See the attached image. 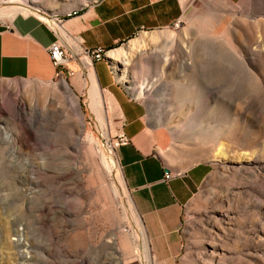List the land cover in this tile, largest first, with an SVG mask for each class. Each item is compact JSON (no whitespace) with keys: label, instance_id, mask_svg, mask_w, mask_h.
<instances>
[{"label":"rangeland","instance_id":"rangeland-1","mask_svg":"<svg viewBox=\"0 0 264 264\" xmlns=\"http://www.w3.org/2000/svg\"><path fill=\"white\" fill-rule=\"evenodd\" d=\"M31 1L0 8L60 12L96 0ZM146 32L157 36L118 61L120 81L177 150L210 163L181 210L175 264H264V169L238 166L248 150L264 157V0H189L169 27L130 38ZM95 113L66 78H0V264H146L112 134Z\"/></svg>","mask_w":264,"mask_h":264},{"label":"crops","instance_id":"crops-1","mask_svg":"<svg viewBox=\"0 0 264 264\" xmlns=\"http://www.w3.org/2000/svg\"><path fill=\"white\" fill-rule=\"evenodd\" d=\"M215 1L201 0L207 5ZM240 1L224 0L230 4ZM188 2L96 0L65 11L46 12L54 19L62 18L64 31L75 43L70 52L76 56L66 61L72 74H62L69 88L89 105L93 82L104 129L112 135L122 132L127 137V142L115 147L113 154L154 264H175L182 248L181 210L197 190L210 163L177 150L170 132L149 119L144 103L130 94L103 55L110 59L108 51L118 48L138 31L169 27L183 15ZM72 10L76 12L68 15ZM53 39L51 29L33 13L17 12L1 19L0 78L51 81L57 68L46 49ZM95 48L102 49L101 58L85 66L83 51ZM164 172L169 173V178H163ZM133 228H137L135 223ZM139 245L141 249L142 240Z\"/></svg>","mask_w":264,"mask_h":264},{"label":"bare ground","instance_id":"bare-ground-1","mask_svg":"<svg viewBox=\"0 0 264 264\" xmlns=\"http://www.w3.org/2000/svg\"><path fill=\"white\" fill-rule=\"evenodd\" d=\"M16 1H21L23 4L26 5V3H33V1L31 0H16ZM29 4V6L31 7L32 5ZM24 9L23 7L21 6H9V7H1L0 8V17H5V18H9L11 17L12 15H15V13H17L18 11ZM25 10V9H24ZM76 11L75 10H72L68 13V15H71V14H74ZM56 30L63 36H66L64 30L62 28H60L59 26L57 25H53ZM156 34L154 33H150V32H146L144 36H141L139 39H135V38H132L129 40V43L126 47H118L116 49H112L110 51H108V56L110 57L111 59V63H112V67L114 68L115 70V74H116V77L121 80V81H124L125 80V76L123 75V73L121 72L122 69L121 67L118 65V61H120V59H123V62H126L124 59L130 57L131 55L133 56V52H136L135 50H137V46H138V43L139 41H149V40H152L153 38H156ZM101 54H99V59L101 58ZM174 57V55H173ZM170 59H172V56H166L165 60L169 61ZM87 66L89 67L90 64L87 63ZM61 86L65 89V91L67 92L68 96L73 99V107L76 111H78L79 113V116H80V111L78 109V103L76 104L75 102V99L72 97L71 93L68 91L69 89H67V85L64 81L61 82ZM90 93H91V98H90V104H91V107L92 109L99 115H102L101 114V110H100V105H99V100L95 98V91H96V88H95V85L93 84L92 82V86L90 88ZM98 91V90H97ZM100 97V96H99ZM19 105V104H18ZM82 115V114H81ZM219 151H222L223 149V146H220L219 147ZM251 149V148H249ZM104 159V158H103ZM243 159H246L247 162H244V163H240L238 164V166L242 169L244 168H247L248 166H252V164H255L256 165V168L261 170V169H264L262 168V165L264 163V157L261 155V152L260 150H248V152H246L244 154V157ZM113 161V160H112ZM243 161V160H242ZM252 162V163H251ZM262 162V163H261ZM260 163V164H259ZM259 164V165H258ZM108 165V164H107ZM110 167V166H109ZM257 169H254V171L256 172ZM109 170V168H108ZM122 176H120V181L122 183V187L124 188V183L122 181ZM117 191V190H116ZM113 192L114 193H117L115 192V189L113 188ZM118 195V194H117ZM117 197V196H115ZM128 201L129 203L133 206L132 202H131V199L130 197H128ZM134 212V218L136 220V224H137V233L140 237H143V239L146 241V237H145V234H144V230L141 226V223L139 221V217H138V213L136 212L135 208L132 207L131 208ZM19 231H17V234H18ZM22 234L19 233V246L24 248L23 250H20V254H21V257L23 260H27V251H26V244L25 243H21L20 240H21V237ZM148 250V245H145V251L147 252ZM131 257H127V259H130ZM141 259L146 263V264H153V260L151 259V257L148 255V253H145Z\"/></svg>","mask_w":264,"mask_h":264},{"label":"built area","instance_id":"built-area-1","mask_svg":"<svg viewBox=\"0 0 264 264\" xmlns=\"http://www.w3.org/2000/svg\"><path fill=\"white\" fill-rule=\"evenodd\" d=\"M32 11L30 13H33L36 15V13L41 14L44 17H40V19L51 29V31L54 34V39L51 41V43L48 45L46 51L47 55L52 63V65L55 67L54 72V78L58 79H64L62 77V74L65 76L71 75L72 71L69 70L66 67V61L69 59V57L75 55L76 53L70 52V49L75 45L73 42L72 37H70L65 31L66 36H62L59 34V32L56 30V28L53 25H57L60 28L63 29L62 25V18L61 19H48V16L46 13H43L42 11L38 10L37 8L28 6ZM39 17V16H38ZM44 18V19H43ZM7 27V26H6ZM64 30V29H63ZM102 53L101 48H95L89 51H83V55L85 58L83 59V64L86 66L87 63H91V61L98 60L99 54ZM63 70V71H62ZM111 146L115 149V147L125 144L127 142V137L122 133L118 132L111 137ZM176 175L179 173L176 172ZM163 178L167 179L169 178V173L164 172Z\"/></svg>","mask_w":264,"mask_h":264},{"label":"water","instance_id":"water-1","mask_svg":"<svg viewBox=\"0 0 264 264\" xmlns=\"http://www.w3.org/2000/svg\"><path fill=\"white\" fill-rule=\"evenodd\" d=\"M103 58L108 62V64L110 65V63H109V58L107 57V56H104L103 55ZM111 70H112V72H113V74L115 75V71L111 68Z\"/></svg>","mask_w":264,"mask_h":264}]
</instances>
